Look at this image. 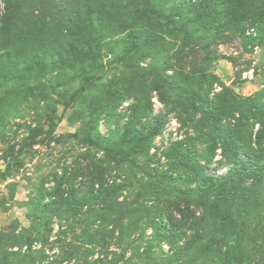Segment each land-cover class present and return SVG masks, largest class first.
Returning a JSON list of instances; mask_svg holds the SVG:
<instances>
[{
    "label": "rangeland",
    "instance_id": "obj_1",
    "mask_svg": "<svg viewBox=\"0 0 264 264\" xmlns=\"http://www.w3.org/2000/svg\"><path fill=\"white\" fill-rule=\"evenodd\" d=\"M263 124L264 0H0V264H264Z\"/></svg>",
    "mask_w": 264,
    "mask_h": 264
},
{
    "label": "trees",
    "instance_id": "obj_2",
    "mask_svg": "<svg viewBox=\"0 0 264 264\" xmlns=\"http://www.w3.org/2000/svg\"><path fill=\"white\" fill-rule=\"evenodd\" d=\"M263 125H264V124H263ZM230 182H231V179H228V180L225 181V184L228 185V183H230ZM225 184H224V185H225Z\"/></svg>",
    "mask_w": 264,
    "mask_h": 264
},
{
    "label": "built area",
    "instance_id": "obj_3",
    "mask_svg": "<svg viewBox=\"0 0 264 264\" xmlns=\"http://www.w3.org/2000/svg\"><path fill=\"white\" fill-rule=\"evenodd\" d=\"M257 51V50H256ZM258 52V51H257Z\"/></svg>",
    "mask_w": 264,
    "mask_h": 264
}]
</instances>
